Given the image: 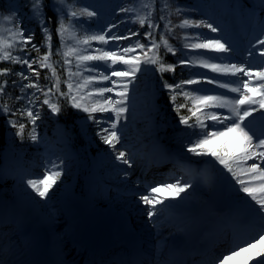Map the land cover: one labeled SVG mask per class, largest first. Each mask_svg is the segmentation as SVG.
Masks as SVG:
<instances>
[{"label":"snow or ice","instance_id":"6c2138e0","mask_svg":"<svg viewBox=\"0 0 264 264\" xmlns=\"http://www.w3.org/2000/svg\"><path fill=\"white\" fill-rule=\"evenodd\" d=\"M157 3L159 0L143 3L142 7L148 10L143 15L139 14L135 6L126 5L119 9L129 17L133 14L135 16L128 21L122 18L121 23L139 24L141 28L147 25L148 29L141 39L122 46L119 44L120 41L140 36V32L129 30L118 34L114 31L118 25L112 23L98 32L85 31L81 34L83 25L80 19L87 17L91 20L97 17L98 13L88 7H77L75 0H54L53 7L58 13L55 31L60 46L53 53L52 29L49 27L51 20L44 15L43 0H31L33 19L36 20L43 36L40 45L32 43L35 31L18 23L13 28L0 29V62L21 66V70L16 72L10 67L0 68V76L11 75L19 78L13 80L11 84L13 90H19L15 97L5 91L8 80L0 81V115L10 114L21 119L26 118L27 123L14 119H9L8 123L16 128L15 135L21 142L24 141L25 129L30 124L27 139L38 144L40 138L37 134V120L41 119L40 110L43 106L47 105L50 112L57 115L64 105L85 112L88 114L87 119L97 126L96 134L114 153V159L132 168L135 163L134 154L128 150L124 142L126 141L124 128L128 120L126 114L129 111V86L135 84L137 73L158 72L162 81L161 87L167 90L169 102L179 116V123L190 130L188 133L190 136L195 137L186 147V152L196 157H211L231 174L239 185L236 190L250 197V201L245 203L260 221L259 230L254 237L234 236L229 248L214 257L212 264H251L253 260L256 264H264V129L257 132L254 126L256 120L264 123V114L249 119L253 117V113L264 110V65L257 70L252 65L246 66L245 63L215 62L218 57L205 55V52L227 54L232 52V48L221 38L207 37L203 33H186L183 37L185 41L183 48L205 52H198L195 59L185 53L184 59H179L173 64L166 63L165 56L168 53L175 55L177 51L169 43L175 28L203 27L212 33H217L220 29L206 20L190 18H183L179 24L172 25L169 17L172 14L182 16L186 9L177 5L173 13L169 0H164L159 9L162 13H167L159 17L160 20L166 21L164 28L161 29L160 24L152 19L157 11ZM57 4L59 7H56ZM6 19L14 21L16 18L9 16ZM92 42H97L100 46L93 47ZM110 42L116 43L109 47ZM260 45H264V37L255 42L247 55L252 57L255 52L259 57H264V48H260ZM41 47L46 49L43 54L40 53ZM161 48L164 49L163 53L160 52ZM137 49L140 50L139 54ZM32 52H36L37 56L32 57ZM53 55L61 59L53 60ZM141 55L144 57L143 60L140 58ZM141 64L144 65L143 68ZM185 64L209 69L217 76L201 79L193 77L171 84L164 80L165 72L175 73L176 67ZM33 65L37 67L34 68ZM117 65L124 67L117 68ZM58 67L64 71L63 79L59 75ZM41 69L49 70L44 77L48 84L40 83ZM219 76L235 79H219L217 78ZM25 81L27 83H24ZM62 83L64 89L61 88ZM201 83L215 85L217 89L226 91L212 92L200 87ZM29 89L33 91L29 92ZM109 93L113 95H106ZM228 93L235 95L230 96ZM178 98H182L183 102L178 103ZM9 101L20 106L14 108ZM21 101L23 104H20ZM182 109L187 110L186 115L181 114ZM96 113L112 115L98 117ZM122 121L125 122L123 126ZM208 122H211V125ZM218 125L223 127L219 128ZM117 145H120V148H117ZM249 161L254 162L249 164ZM62 174L63 160H50L43 174L28 178L26 185L40 198L48 199L49 191ZM125 175H128L126 171ZM255 181L260 183L254 184ZM192 187L191 180L178 177L150 184L145 191L139 193L138 201L144 206L143 210L152 226H159V217L165 209L177 206L172 203L166 204L165 200L182 201L187 197H182L181 194ZM160 193L167 195H158ZM253 201L254 205L251 203ZM154 217L157 219L154 220ZM0 264L6 262L2 259Z\"/></svg>","mask_w":264,"mask_h":264},{"label":"rangeland","instance_id":"374dc122","mask_svg":"<svg viewBox=\"0 0 264 264\" xmlns=\"http://www.w3.org/2000/svg\"><path fill=\"white\" fill-rule=\"evenodd\" d=\"M75 2L77 7H81L79 6L78 0H75ZM145 2H149V0H126L125 3H123L122 5L120 4L116 11V14L118 13V18L120 16L121 18L117 19L116 22H114L118 25V28L114 29V31H116L118 34H123L121 33V31L125 33L128 30V26L133 27L135 25L134 23L130 22L121 23L122 18L125 21H128L130 18H135L134 14L129 17L128 14L121 13L119 9L122 6H135L139 14L143 15L145 14V12L148 11L147 9H144L142 7V4ZM229 3L230 0H223L222 2H218V5L221 6L220 8L223 9L226 15L231 16V14H233V11H231V6L226 7V5ZM53 4L54 1L51 2L52 8H54ZM170 4L172 5L173 13L177 5L186 9V11L183 13L184 15L182 16H176L174 14L175 17H177L179 20L177 24H179L183 18L192 19L193 13H195L196 11L195 9H192L188 5L186 6L185 3H182L180 1H172ZM252 5L255 8V10L253 11V18L256 19L258 18L257 16L260 11V7L256 4ZM56 7H59V4H57ZM229 9L230 12H228ZM98 11L101 12V9H99ZM199 13L201 14L202 12ZM206 13L208 15L202 17L203 19L201 20H206L207 22L212 23L213 26L219 27L220 30L223 27V30L226 29V27L221 24L222 21L219 20V16L221 15L220 13L217 15V17H215L213 10H208V12ZM14 15L15 14H13L10 9H0V29L13 28L17 23L21 26L20 21L17 18L14 21H8L6 19L9 16L15 17ZM30 17L31 19H33V14H31ZM103 19L104 18H101L99 15H97V17L92 18L97 28L95 32H98L101 29H104L108 25H110V20ZM212 19L214 20V22H212ZM230 19L231 18H229V20ZM83 22L84 20L82 17L80 19V23L83 25V28L80 30L81 34L85 32ZM27 23L24 26H27ZM256 28L258 30H256ZM202 29V27L181 29L183 33L181 35V39H178L179 43L184 45L185 41L183 37L186 33H203L207 37L221 38L229 44V46L232 48V52L227 54H216L211 52H205V50L191 49L190 51L186 52L188 57L192 56V59H195L198 52H205V55L218 57V59L215 61L218 63H245L246 66L252 65L257 70L262 65H264V57H259L257 54H255V52L252 57H249L247 55L249 50L253 49V45L255 44V42L258 39L264 37V25H255L252 30L249 29L247 26L246 28L243 26L241 31H238L239 29L234 30L229 36H225L224 33H222L221 31L217 33H212L207 28L205 31ZM25 35H27V32H25ZM135 40L136 38H131V40L120 41L119 44L123 46L132 43ZM114 43L116 42H110L109 47L113 46ZM92 45L93 47L100 46L97 44V42H92ZM259 47L263 48L264 45ZM136 51L138 54L140 53L139 49H137ZM140 58L141 60H143V55H141ZM184 58L185 56L183 54L180 59ZM184 66L187 69L190 67L194 68L196 71V75H194V77L197 79H201L202 77L217 76V74L212 73L209 69L201 68L199 66L193 67L188 64H185ZM116 67L120 68L124 66L117 65ZM141 67L143 68L144 65L141 64ZM150 67L155 68V66ZM152 72L153 71H148L146 73H137L135 84L129 86V111L126 114L128 120L126 122L127 126L124 128V136L127 140L132 141V139L137 138L139 135L141 136V134L143 133H146L152 144L151 153H154V155L158 158H171L173 160L179 159L180 162L183 164L185 160L187 161L186 155L183 154L184 150H186V147L195 137L190 136L189 134H185L183 130H179L178 132L173 133L174 140L177 146L179 147L178 152L176 153L170 152L168 149H166L167 147L163 145L162 139L165 137V130L168 129L167 127L170 126L172 123L167 124L165 122L166 117L163 114H160L159 108L157 107L158 98L157 94L155 93V85L152 80L153 77L151 76ZM141 75L144 76V79H146V91L139 90L138 87ZM217 78L233 80L235 79V77L223 76H219ZM254 83H258V81H254ZM199 86L209 89L212 92L226 91L223 89H217L215 85H208L205 83H201V85ZM106 95L113 94L109 93ZM228 95L234 96L235 94L228 93ZM48 111L50 112L49 109ZM262 114H264V110L253 113V117H249V119L259 117ZM55 115L56 114L50 112V116ZM95 115H97L98 117L101 115L109 117L112 114L96 113ZM6 117L7 120L5 123V128H7V132L5 133V141L7 147L4 150L0 147V199H2V201L0 200V213H5L8 216L19 215L21 218L23 217L24 220H21L22 225H24L25 227H32L34 235L38 238H44L45 232L49 233L48 231L51 228H55L56 226V231L53 233H49L52 235V237H54L53 243L50 245H53L54 253L52 256V260L56 261V264L68 263V251L66 248L67 245L63 243V236H61V234L69 232L70 227L74 226V224L67 222L66 220L63 222L64 214L62 215V213L66 212L68 215L71 216L72 211H74V213L79 211L86 212L85 209L89 208V205H91L93 207V210L95 211H101L106 215H110L112 218H117L121 225H124V229L128 230L131 233L148 237L149 240H152L156 243L158 241L164 240L165 242H161V247L163 249L167 248L171 244L172 240L175 241L176 239L182 237L181 234L184 231H188V229L184 230V226H186L185 220L188 221L187 223H189L188 219L190 216L193 215L195 217H202L205 219V221H208L209 223L206 222V225H208L206 227L216 225L214 224L215 222L226 216V219L230 220L232 218L233 221H236L240 225L248 224L249 221L253 220L252 218H257L256 214L251 210L248 204L241 205L240 198L245 193L238 192L236 190L239 188V185L236 184L235 180L231 177V174H229L225 169H223L221 165L215 163L213 161V158L203 157V161H201V163L203 164L199 166L198 170L196 168L198 173L190 179L192 181L193 187L189 189L186 193L181 194L182 197L187 198L182 201L165 200L166 204L172 203L177 206L170 209H165V211L159 217L160 224L158 227L152 226L151 222L148 221L145 212L142 213L140 216H137L134 222L130 219V216H126L125 213H129L132 211L134 215H137V213L135 212L139 209L144 208L142 203L138 201V194L140 192L145 191L146 188L139 185V181L136 180V178H138L139 176L135 175V173L137 172V168L144 162V158L142 157V154L140 155L135 150H132L130 148L133 146V142L126 144L128 150L134 154L135 160L133 167L128 168L127 165L121 164L119 161H116L114 159V153H112V150L108 145L104 144V146H102L100 143L98 144L95 141L88 129L89 124H91L92 121L85 118L78 121L80 131L82 133V138H80L79 140H73L70 136H67L68 132L65 130L64 126L56 125L52 133L49 132L47 123H44L40 127L37 126V134L40 138V141L38 144L33 143V148L28 150L26 147L16 142L19 139V137L15 135L17 130L16 128L11 127V125L8 123L9 119H16L10 117L9 115H7ZM137 118H145V120L141 123V130H138L139 132L133 135V132L138 129L135 124ZM257 121L259 120H256V122ZM124 123L125 122L122 121L121 126H123ZM208 123L209 125H211V122ZM256 124L257 123H255L254 125L255 128L257 127ZM103 126L105 125H101V127ZM217 127L222 128L223 125H218ZM42 130L45 131V134L41 132ZM257 132L259 131L257 130ZM27 141L31 142L29 139H26L23 143H26ZM75 143L77 144V147L73 148V146L71 145ZM117 148H120V145H117ZM33 150H36L35 155H37V157L29 156V154ZM163 153H167L168 155H164ZM146 155L150 154L147 153ZM56 159L63 160V174L57 181V183L53 186V188L49 191L48 199H42L37 196L30 188L27 187L26 180L30 176H33L32 178L41 176L45 167L48 166L49 161ZM253 162L254 161H249V164ZM108 164H110V168L105 167ZM103 169L107 170V174L104 176L102 174ZM125 171L128 173L127 176L125 175ZM2 175H4V177H2ZM17 180L20 182L19 185L17 184ZM216 180L219 181V184L222 187L226 188L225 191L227 195H225V204H228L231 207V210L225 213L224 217H220L219 213H217L220 211L216 210L215 208H212V204H210V202L207 200L209 192L213 186L212 184ZM253 183L259 184L260 182L255 181ZM97 192L101 194L100 200L104 201V196L106 194V196L108 197V199L106 200H113L114 205H117L118 207L113 206V204L111 206H108L106 204L101 205V202H98L99 200L97 198ZM17 194H19L18 200L16 199ZM158 195L165 196L167 194L160 193ZM35 196H37L38 199L35 202L34 206L37 208L40 205H44V207L47 209V211L40 209L37 215L38 218L40 217V232L36 230V224L34 223V221L27 220L26 211H11V208L16 205V201L18 202V206H20L26 201L31 203ZM53 196H57V203L55 204L52 203L53 199H51V197L53 198ZM95 196L96 200H94ZM126 197L128 198L129 203L132 205V209L130 211L126 210V208L128 207V204L125 202ZM244 197H246V200L244 201H250V197H247L246 194ZM251 203L253 205L255 204L254 201ZM87 204L88 206L85 207ZM256 207L258 208L259 206L256 205ZM125 218L129 221V224L132 227L131 229L128 228ZM153 219L155 220L157 218L154 217ZM254 221L260 223L259 219ZM165 224L169 227V231L163 230L166 227ZM233 227H235L234 223ZM186 228L188 227L186 226ZM179 229H182V231L179 232ZM233 238L234 237H232V239L227 245L219 246V250L222 252L226 251L232 243ZM200 240L201 242H199ZM197 243L199 245L205 244L206 240L199 239L197 240ZM169 248H167L165 252H167ZM210 253L211 252L204 255V261L209 260V257L207 256ZM162 256H165V254H163ZM97 259L102 260L100 257H98ZM103 264L105 263L103 262ZM251 264H256V261L253 260Z\"/></svg>","mask_w":264,"mask_h":264},{"label":"trees","instance_id":"16d2710c","mask_svg":"<svg viewBox=\"0 0 264 264\" xmlns=\"http://www.w3.org/2000/svg\"><path fill=\"white\" fill-rule=\"evenodd\" d=\"M54 0H43V6H44V13L45 17L50 18L51 23L49 24V27L52 29V50L53 53L56 52L57 47L60 46V41L58 36L56 35V27H57V18H58V13L56 12L55 8H52L51 2ZM79 1V6L81 7H88L91 10H95L98 15L101 18L110 20L109 24H112L116 22L117 19L121 18V16L118 18V13L116 14V11L120 4L122 5L125 3L126 0H78ZM172 1H180L182 3H185L186 6H190L192 9H195V13H193L192 19L193 20H201L203 19L202 17L207 16L208 10H213L215 17L220 13L221 15L219 16V20L222 21L221 24H223L226 29L223 30V28L220 30L222 33H224L225 36H229L228 30L230 29V33L233 32L234 30L240 29L242 26L249 25L251 29L254 28L255 25H264V3H262V0H230V3L226 5L231 6V11H233V14L231 16H228L224 13L223 9L220 8L221 6L218 5V2H222L223 0H169V3ZM120 2V3H118ZM164 0H159V3L156 4V9L152 19L159 23L161 26V29L164 28L166 21L160 20L159 17L164 14L167 15V13H162L159 11L161 6L163 5ZM252 4L258 5L259 8V13H258V18L254 19V10L255 8L253 7ZM203 5V6H202ZM31 1L30 0H0V9H6L13 14H15V18H17L20 21L21 26L26 27L28 29H32L35 31V37L32 41V43H35L37 45H40L43 41V36L40 27L38 26L37 22L33 19H31ZM219 7V9H218ZM101 9V12L98 10ZM262 9V10H261ZM227 10V9H225ZM253 13H251V12ZM199 12H202L201 15ZM230 12V9L229 11ZM184 15V14H183ZM172 21V25H177V22L179 21L177 17H175L174 14H172L169 17ZM229 18H231L229 20ZM103 19V20H104ZM83 24H84V30L92 33L96 31V24L95 22L91 19L89 20L87 17H83ZM87 21V22H85ZM28 22V23H27ZM47 22V21H46ZM212 22L214 20L212 19ZM27 23V26H24ZM203 28V27H202ZM258 28V27H257ZM256 28V29H257ZM139 31L140 36L132 37L136 38V40L141 39L143 36V33L146 32L147 25L145 27L141 28L139 24H135L133 27L128 26L127 31ZM202 30H206V28H203ZM198 31V30H196ZM228 32V33H227ZM121 33H124L121 31ZM182 30L180 28H175L174 33L172 36L169 38V42L177 49L176 54L173 55L172 53H168L165 56V62L169 64L176 63L183 54H185L187 51H190L191 49H186L183 48V44L179 43L178 39H181L182 35ZM111 34V33H110ZM159 35L160 33H157V40H159ZM146 43V41H144ZM263 46V45H260ZM31 47V45H29ZM264 48V47H263ZM46 51L44 47H41L40 53L43 54ZM160 52L163 53V49H160ZM22 55V53H17ZM32 57L37 56L36 52H32ZM192 58V56L190 57ZM53 60H60L61 57L57 55H53L52 57ZM12 68L13 72L20 71L21 66L19 64H10L8 62H0V68ZM26 67V66H25ZM34 68H36V65H33ZM154 69V68H153ZM48 69H41L40 70V83L42 85L48 84L49 82L44 79L45 74L48 73ZM58 72L61 78H64V71L62 68L58 67ZM194 75H196V71L194 68H186L184 65L178 66L175 69V73L173 72H165L163 74L164 80H167L168 83H176L177 81L180 80H186L193 78ZM151 76L153 77V83L155 85V93L157 94V107L159 108L160 114H163L166 117L165 122L167 124H170L169 121H171V125L168 126L167 130L165 131V137L163 138V142L171 149H178L179 147L177 146L173 133L178 132L179 130H183L185 134H188L187 132L189 131L186 129L183 125L179 123V116L177 113L174 111L172 104L169 102L168 98V93L166 89H163L161 87L162 81L160 80V74L158 72L153 71ZM144 76L141 75L138 87L139 90H145V83L146 79L143 78ZM8 80V87L6 88V93L10 92L13 97L19 94V90L15 89L13 90L11 87L12 81L13 80H18V77L15 76H0V81L3 80ZM24 83H27L25 81ZM192 87V86H191ZM61 88L64 89L63 83L61 84ZM29 92L33 91L32 89L28 90ZM145 93V92H144ZM178 103H182L183 99L178 98L177 100ZM9 104L12 107H19V104H15L12 101H9ZM20 104H23V101L20 102ZM41 111V119L37 120V126L40 127L44 123H47V127L49 129V132L52 133V131L55 129L56 125L64 126L65 130L68 132L67 136H70L73 140H79L82 138V133L80 131L79 123L78 121L81 119L87 118V113L79 111L77 109H74L70 106L64 105L62 107V111L60 114H56L55 116H50V112L48 111L46 105L43 106V108L40 110ZM181 114H187L186 109L181 110ZM15 118L16 120L27 123V119H21L19 116H11ZM6 117L0 115V142H2L3 146H6L4 144V134H5V129H4V123L6 121ZM194 119V118H193ZM145 120V118H137L135 121L136 126L138 129L133 132V135L137 134L141 130V123ZM31 129V125L29 124L28 127L25 129V139H27V133ZM98 131L96 125L92 122L89 124V132L91 136L95 139V141L103 146V141L100 139V137L96 134ZM42 133L45 134V131L42 130ZM23 141V142H24ZM20 145H23L27 149H31L33 142H26L23 143L21 142L20 138L16 141ZM126 144H129L130 142H133L134 149L136 150H149L151 146V141L146 135V133L139 135L137 138L132 139V141H129L126 139ZM193 158H202V157H196L191 155Z\"/></svg>","mask_w":264,"mask_h":264},{"label":"bare ground","instance_id":"6f19581e","mask_svg":"<svg viewBox=\"0 0 264 264\" xmlns=\"http://www.w3.org/2000/svg\"><path fill=\"white\" fill-rule=\"evenodd\" d=\"M258 129L259 130H262V129H264V125H260V124H258ZM36 154V150H33L30 154H29V156L30 157H37V155H35ZM35 155V156H34ZM2 177H4V175H2ZM33 176H30L29 178H32ZM17 184L19 185L20 184V182L17 180ZM225 190H226V188H224ZM16 199L18 200L19 199V194H17V196H16ZM37 199H38V197L37 196H35V198H33V200H32V202L30 203V202H24V204L22 203L20 206H18V202L16 201V205H14V207H12L11 209V211H15L16 210V212L17 211H19V210H22V211H26V213H27V220H32V221H34V223L36 224V230L38 231V232H40L39 231V228H40V226H39V224H40V217L38 218V212L40 211V209L41 210H44V211H47V209L44 207V205H40L39 207H35L34 206V204H35V202L37 201ZM1 201H2V199H0ZM94 200H96V196H95V198H94ZM125 202L128 204V207L126 208V210H128V211H130L131 209H132V205L129 203V200H128V198L126 197L125 198ZM52 203H57V198L55 197V196H53V200H52ZM104 203H107L108 205H112V204H114V201L113 200H105V202ZM119 204V203H118ZM88 206V204L85 206V207H87ZM144 208H142V209H139V210H137L135 213H137V215H134L133 213H132V211L131 212H129V215H130V217H131V219L135 222V220H136V218H137V216H139V215H141L142 213H144V210H143ZM85 211L86 212H84L83 214H82V216H81V218L82 219H85V222H86V227L87 228H91V227H93V225L91 226V223H90V220H92V218H97L96 216H94V213H95V210H93V208H92V206L91 205H89V208H87V209H85ZM127 212V211H126ZM87 215H89L90 217L89 218H87L86 219V214ZM73 214H74V212H73ZM85 215V216H84ZM8 217V216H7ZM6 217V218H7ZM104 219V220H103ZM191 219V220H190ZM145 220V219H144ZM189 223L191 222H193L194 220H195V216L193 215V216H190L189 217ZM101 221L102 222H110L109 220H108V218H107V216L105 215L104 217H102L101 216ZM184 221V220H183ZM201 221H203L202 219H200L199 220V222H201ZM84 221H82V223H85ZM185 225L187 224V222L188 221H186L185 220ZM46 231H48V230H46ZM56 231V226H55V228H51L48 232L49 233H53V232H55ZM90 229H89V231H88V233H90ZM46 233V232H45ZM84 236H85V240H86V233L84 232ZM44 244V242H42V241H40V243H38L37 242V244H36V246H35V251H34V256L33 257H35V260H36V262L38 263V264H40V263H42L43 261H45L46 260V257H45V255L47 254V248H46V246L45 245H43Z\"/></svg>","mask_w":264,"mask_h":264},{"label":"water","instance_id":"95a60500","mask_svg":"<svg viewBox=\"0 0 264 264\" xmlns=\"http://www.w3.org/2000/svg\"><path fill=\"white\" fill-rule=\"evenodd\" d=\"M209 200L215 203L217 206H221L223 198H222L221 189L218 184L214 185V188L209 197Z\"/></svg>","mask_w":264,"mask_h":264}]
</instances>
